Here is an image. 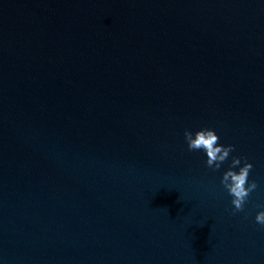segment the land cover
<instances>
[{
    "label": "water",
    "instance_id": "1",
    "mask_svg": "<svg viewBox=\"0 0 264 264\" xmlns=\"http://www.w3.org/2000/svg\"><path fill=\"white\" fill-rule=\"evenodd\" d=\"M201 128L235 149L218 171ZM258 205L264 0H0L3 264H264Z\"/></svg>",
    "mask_w": 264,
    "mask_h": 264
},
{
    "label": "clouds",
    "instance_id": "2",
    "mask_svg": "<svg viewBox=\"0 0 264 264\" xmlns=\"http://www.w3.org/2000/svg\"><path fill=\"white\" fill-rule=\"evenodd\" d=\"M184 141L189 152H201L204 156V164L213 172L221 169L226 161H229L230 153L234 152L232 145L220 144L219 137L212 129L201 128L183 133ZM252 164L247 160L232 156L226 169L221 173L220 184L231 197L230 203L234 212H240L247 202L250 193L257 189L255 181L249 180V173ZM257 207H264L258 205ZM254 222L264 227V210L258 211L254 217ZM0 264H3L0 261Z\"/></svg>",
    "mask_w": 264,
    "mask_h": 264
}]
</instances>
